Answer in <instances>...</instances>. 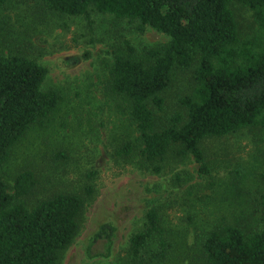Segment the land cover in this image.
Masks as SVG:
<instances>
[{
    "label": "trees",
    "instance_id": "trees-1",
    "mask_svg": "<svg viewBox=\"0 0 264 264\" xmlns=\"http://www.w3.org/2000/svg\"><path fill=\"white\" fill-rule=\"evenodd\" d=\"M8 0H0V8ZM50 11L86 16L109 13L139 21L166 34L167 43L145 47L143 54L126 42L128 55L116 53L109 88L127 100L137 126L143 163L158 173L166 156H192L200 177L212 173L203 142L240 130L264 127V0H41ZM252 12L257 33H245L238 7ZM192 69L191 86L167 109L166 92L175 72ZM48 68L22 54L0 55V167L33 126L45 124L61 95L44 89ZM179 146V150L175 147ZM134 145L117 150L129 156ZM264 182V174L261 175ZM33 170L19 173L10 186L0 176V264H61V253L78 237L93 187L86 192H56L37 197ZM93 195V196H92ZM260 221L245 228L222 218L215 227L196 232L193 264H264V187L257 199ZM163 209L148 208L142 229L125 249L128 264H173L175 247L168 237ZM200 226V225H199ZM118 228L109 222L87 244L89 258L113 255Z\"/></svg>",
    "mask_w": 264,
    "mask_h": 264
},
{
    "label": "rangeland",
    "instance_id": "rangeland-1",
    "mask_svg": "<svg viewBox=\"0 0 264 264\" xmlns=\"http://www.w3.org/2000/svg\"><path fill=\"white\" fill-rule=\"evenodd\" d=\"M237 7L244 32L256 34L252 12ZM139 25L97 11L62 15L41 0H8L0 8V55L36 59L49 70L44 89L61 95L45 124L33 126L14 146L0 176L12 186L19 173L33 170L39 198L56 192L84 194L90 185L94 189L80 233L61 253V264H128V239L142 229L148 208L155 204L163 209L168 237L176 244L179 257H173V264H193L196 232L215 227L222 218L245 228L260 221L264 127L206 139L203 148L212 173L205 178L198 175L192 156L180 158L175 151L158 164V173L143 163L129 103L109 88L110 66L116 53L128 55L127 41L141 56L145 47L170 39L150 26L141 31ZM192 73L175 72L165 94L168 111L178 108L179 97L189 91ZM127 142L134 145L133 153L118 155ZM106 222L118 228L113 255L91 259L87 244Z\"/></svg>",
    "mask_w": 264,
    "mask_h": 264
}]
</instances>
